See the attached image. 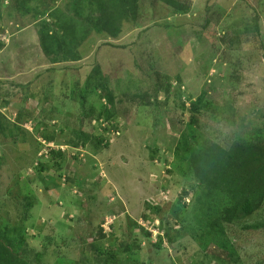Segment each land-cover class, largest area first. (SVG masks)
I'll return each mask as SVG.
<instances>
[{
    "label": "rangeland",
    "instance_id": "374dc122",
    "mask_svg": "<svg viewBox=\"0 0 264 264\" xmlns=\"http://www.w3.org/2000/svg\"><path fill=\"white\" fill-rule=\"evenodd\" d=\"M14 1L0 0V241L22 237L27 248L45 250L43 264H104L89 244L119 243L98 241L101 226L126 253L116 251L119 264L226 260L225 252L201 245L190 208L199 191L184 199L190 203L179 219H166L172 235L182 228L177 244L165 240L156 251L158 223L143 217L149 206L197 187L187 164L174 157L189 120L182 102L204 90L212 107L229 108L198 114L192 148L264 134V0H174L175 7L147 0L140 25H125L116 40L92 34L74 48L72 61L45 54L40 33L56 9L73 16L75 1L46 0V17L34 20L33 10L16 12ZM99 84L107 85L112 104L99 98ZM101 108L114 122L96 121ZM18 112L32 118L16 123ZM51 135L49 144L43 136ZM84 139V147L69 146ZM47 148L64 152L59 171L80 187L58 179L53 168L36 171L38 162L50 164ZM260 220L264 204L249 224ZM240 232L230 246L234 264H264V231Z\"/></svg>",
    "mask_w": 264,
    "mask_h": 264
},
{
    "label": "trees",
    "instance_id": "16d2710c",
    "mask_svg": "<svg viewBox=\"0 0 264 264\" xmlns=\"http://www.w3.org/2000/svg\"><path fill=\"white\" fill-rule=\"evenodd\" d=\"M45 1L15 0L14 2L17 4L16 12L20 11L23 14L24 11L29 13L33 10L35 13L32 15L33 19L46 17L48 12L45 9ZM74 1L73 16L63 18L56 9L55 13L53 11V14L48 17V20L41 22L43 25L40 33L42 50L45 54L50 52L51 55L56 56L55 61L61 58L72 61L70 56L74 48H78L88 41L92 34L101 36L105 40H116L122 34L125 25L129 24L131 27L140 25L137 24V20L147 2V0ZM163 1L174 7L178 6L174 0ZM1 14L2 12H0V18ZM54 20L56 23L53 22ZM60 52L63 54L61 58ZM176 81H179L177 77ZM98 88L100 91L99 98L106 99L109 104H112L113 96L107 85L99 84ZM169 92L171 94V91L168 90V94ZM206 95V91L203 90L195 100L188 99L187 104L183 102L180 104L181 109L189 113V120L186 125L187 132L181 134L174 151L176 161L187 164L189 174L197 187L183 188L175 202L163 203L162 206H149V215L143 218L145 222L154 223L156 221L158 223L159 235L156 238L157 243L153 245L156 251L160 249L165 240L170 245L177 244L179 240L184 238L183 235H178L182 228L172 235L171 230L168 231L166 228L168 226L166 219L168 216L175 220L179 219L180 213L182 214L189 207L190 202L185 204L184 199L199 191L194 204H190V208L193 209V220L196 221V226L204 237H202L201 245L205 251H207L206 248L213 247L227 254L226 260L214 258L217 264H234L236 251L230 246H234L237 241L236 232L240 230L242 234L251 231V234L257 235L258 231H264V221L262 222V220L249 224V221L264 204V134L255 135L248 139L244 134L238 133L236 138L225 141L224 145L214 140H205L201 144H197V148H192L189 141H196L191 134L197 123L198 114L217 110V112L219 111L217 114L220 115L226 114L229 110L228 105L219 108L212 107L211 103L206 100ZM24 115L25 112H18L16 123H19ZM27 115L25 118H32L31 114ZM28 119L26 118L27 121ZM99 119H104L110 124L114 122L106 108H101L98 112L96 121L99 122ZM187 133L189 134L188 138L186 137ZM43 137L44 141L49 144L55 142L53 135ZM85 143L86 139L74 144L70 142L69 146L72 148L80 146L81 148L85 146ZM47 149L50 164L38 162L36 171L44 173L53 168L58 179H64V182L78 186V180H74L70 176H63L59 171L60 164L64 162V152L58 148L57 150ZM155 153L157 152L155 151ZM167 173L170 174L171 172L167 171ZM234 230L236 231L234 232ZM2 235L0 233V238ZM108 235L103 233L101 226L95 231V238L98 241L101 239L106 241L109 240V237H115V242H118L119 246L112 244V246L102 248L99 245L89 244V253L94 254L97 258L98 256L102 257L104 264H119L120 258L116 251H121L122 255L126 253L123 252L117 236ZM143 235L147 239L151 238L150 232L143 231ZM252 238L258 242L255 237ZM6 239L5 243L0 241V264H43L45 250L40 252L33 248H27L25 239L22 237ZM129 248L138 251L137 246H130ZM60 258L58 256L56 261L59 260L60 262Z\"/></svg>",
    "mask_w": 264,
    "mask_h": 264
}]
</instances>
